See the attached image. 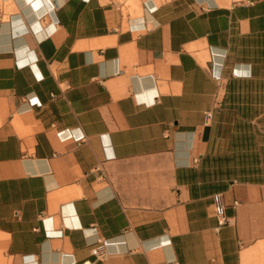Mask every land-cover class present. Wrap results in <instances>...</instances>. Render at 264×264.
<instances>
[{
  "label": "crops",
  "instance_id": "crops-1",
  "mask_svg": "<svg viewBox=\"0 0 264 264\" xmlns=\"http://www.w3.org/2000/svg\"><path fill=\"white\" fill-rule=\"evenodd\" d=\"M86 261L264 264V0H0V264Z\"/></svg>",
  "mask_w": 264,
  "mask_h": 264
},
{
  "label": "built area",
  "instance_id": "built-area-1",
  "mask_svg": "<svg viewBox=\"0 0 264 264\" xmlns=\"http://www.w3.org/2000/svg\"><path fill=\"white\" fill-rule=\"evenodd\" d=\"M206 115L207 118H210L212 116V113L207 112ZM235 203H237V201H235ZM214 204L219 225L221 226L225 224H230L231 220L226 215V205L222 193L214 194ZM92 254L97 259H103L104 257H106L108 255L107 243L103 240H99L96 245L92 248ZM84 264H89V261H86Z\"/></svg>",
  "mask_w": 264,
  "mask_h": 264
}]
</instances>
